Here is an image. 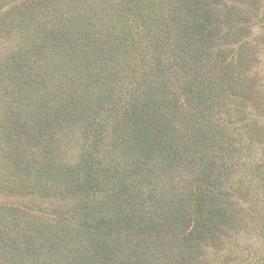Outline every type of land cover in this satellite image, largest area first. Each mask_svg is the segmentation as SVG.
<instances>
[{
	"label": "rangeland",
	"instance_id": "374dc122",
	"mask_svg": "<svg viewBox=\"0 0 264 264\" xmlns=\"http://www.w3.org/2000/svg\"><path fill=\"white\" fill-rule=\"evenodd\" d=\"M254 1L259 11L250 6ZM172 2L171 11L184 17L186 4L200 21L220 27L215 41L224 46L214 44L213 52L227 64L229 81L206 103L193 102L198 96L190 83L189 41L183 35L180 41V26L164 23L167 17L152 19L148 28L141 19L148 14L140 8L145 0H0V264H264V23L254 18L263 15L264 0ZM121 25L128 27L123 37ZM211 25L202 28L206 35ZM152 28L174 41L155 50ZM120 37L127 41L119 44ZM239 44L249 52L240 59ZM168 84L181 104L174 119L183 125V148L198 160L162 176L154 172L161 158L149 161L143 147L137 163L145 170L133 174L130 145L141 142L137 126L153 121L143 113L146 102ZM111 103L119 119L95 139L88 118ZM69 111L82 113L73 122ZM203 120L211 122V137L190 142L198 133L191 126L199 130ZM234 138L237 148L252 145L254 151L249 162L235 164L229 156L235 173L218 191L228 194L225 202L209 191L219 187L200 176L209 164H215L217 179L224 176L220 155L233 148ZM76 169L87 177L98 169L99 191L87 194ZM184 182L201 191L202 201L181 206L172 220L169 207L181 201L167 205L164 196H180ZM140 184L148 200L141 205L137 195V211L154 210L156 224L149 234L144 230L119 242L122 194L130 190L135 196Z\"/></svg>",
	"mask_w": 264,
	"mask_h": 264
},
{
	"label": "trees",
	"instance_id": "16d2710c",
	"mask_svg": "<svg viewBox=\"0 0 264 264\" xmlns=\"http://www.w3.org/2000/svg\"><path fill=\"white\" fill-rule=\"evenodd\" d=\"M145 3L147 4L141 3L142 5L140 8L143 11H147L148 14L144 15V17H142L141 19L147 23L146 26H148V28L152 24V19H157V21H159V19H162L161 16L167 17L165 18V20L162 19L165 21L164 23H171V22L175 23L176 22L177 25L180 26L177 29V31L175 30V33L179 35L178 38L180 39V41L184 43L181 35L187 38L185 42L189 41V43L187 44L185 43L186 47L188 48L187 52L194 55L193 64H192V67H190L192 70V74H193L192 80L190 81V83H191L192 90L196 93L195 95L198 96V98L194 100L193 102H196L197 104L198 103L197 101H200V102L205 101L206 103L210 100H213V97L220 96L221 90L223 89L224 91V89L226 88L225 84L227 83V81H229L227 79V75H229V73L225 71V65L227 64L223 66L222 64L224 63L222 62L224 60H221V57L218 53L213 52L215 51L214 44L220 47L224 46L223 43H218L220 39L217 42L215 41V36L219 34L220 27L211 25L212 24L211 21L207 19L205 23L200 21L195 16L196 10H193V8L186 7L187 6L186 4L184 5L186 14L183 17L177 11L175 10L171 11V7L173 8L172 0H164L163 2H161V0H159V2H156V0H149V1L145 0ZM258 3L259 2L254 1L252 5L250 6L256 9V11H259L261 6ZM175 9L177 10V8ZM251 16H252V13H250V17ZM254 18L257 20V23H260V24L261 22L264 23V13L263 15L255 14ZM250 20H253V19H250ZM217 22L219 23V25L223 23L220 21H217ZM182 25L186 26V28L183 29L181 27ZM209 25H211V28H209L207 35H206L204 31H202V28L207 30L206 27H208ZM124 28L128 29L126 25H121L120 29L118 30L119 35H121L122 37L124 36V33H125ZM242 29L249 31L248 26L247 27L244 26ZM150 31H151V34H153L152 42L155 43V46H154L155 50H157L159 46H162V48L164 49L166 46L170 45L171 41H174L173 39L169 37V35L164 36L168 32L166 33H163L162 31L160 32L157 28H152L150 29ZM156 35L160 37L163 35V38L159 40L156 37ZM122 37L119 38V44L120 43L123 44L124 42L127 41V38L125 37L122 38ZM158 40H159V43H158ZM146 48H147V45H146ZM245 48H246L245 45L241 46L239 44L238 52H237L238 48L235 47L233 49L235 53L237 52L236 53L237 56L239 55V59L242 56L249 53V52H246ZM221 49L222 48H220L218 52H220ZM110 54L113 55V51L110 50ZM105 58H109V61L111 62V59L108 53L105 55ZM132 75L134 77V73ZM217 78L220 81H218ZM79 86L81 87L82 84L79 83ZM177 94L178 92L174 90L173 86L168 84V86L164 85V87L157 88L153 93L155 98L153 99L151 98L147 100L146 109L143 110V113H145V115L153 116V121L147 124H141L140 126H137V128L139 127L140 129L137 131L136 136L137 137L141 136L140 141L144 142L145 144H141V142H138L137 140H135L134 142L132 141V144L130 145L135 150L134 162L132 163V166H131L133 167L131 170L133 174L139 175L138 171L145 170L144 166H138V163H139L138 156L140 155V151H142L141 148L143 147H147L146 157L149 161H155L156 159L161 158L160 165L155 166V170H154V172L157 173L158 175L160 174L162 176L165 175L167 177H172L171 175L173 174V172L174 171L181 172L185 167L184 165H189L190 167L194 166V159L196 157L190 155L191 152L189 153L190 151L189 149H188L189 151H187V149L183 148L184 146L183 142L185 141L184 133L182 132L183 129L179 130L178 128V126L181 127L183 125H181L180 122L178 123L174 119L175 114L176 113L178 114V108L181 106L180 100L178 99L179 96ZM200 95H201V98L202 97L204 98L201 99ZM73 102L76 104V106L79 104V100H73ZM110 105H112V107L108 111L104 113L100 112L99 114H96V115L95 114L90 115L88 118V121L90 123L89 131L91 133H96V136H94L95 139H99L103 137L104 136L103 134H105L107 130L112 129V127L108 128L112 120L119 119V113L116 112L115 105H113V103H111ZM50 110H52L51 107H50ZM81 113L82 112H80V114L70 113V115L72 116L71 118L73 119V122L75 120V116L78 117V115H81ZM37 114H40V113L38 112ZM102 114L103 115L105 114L107 116L103 117ZM210 125H211L210 121L203 120V124L200 126L199 130L194 129V125L191 126L190 130H196L198 131V133L194 134L191 132L193 137L191 138L192 140L190 142H194V139L196 140L201 139V141L203 139L205 141V138L211 137L212 129ZM249 131L255 137L261 138L258 135V131L256 128L252 127V129H250ZM175 132L177 133L175 134ZM232 142H233V148H227L228 150L226 149V151H224V154L220 155L224 160L223 162H220V165L223 168L222 171L224 170V176L221 174V178L217 179V177L214 175L215 164H209L206 167V170H204V172L200 176L201 179L206 184H212V185L216 184V186L219 187V188H214L215 190L209 189V191L214 192V194H217V195H214L216 197H218V195H221V197L224 196L225 198L223 199V201L225 202L229 201L228 194H224V193L218 194V191H222V185L227 184L229 181L227 179L231 178L232 175L235 173V169L233 167L234 164L229 165V156H231V159L233 160V162L237 164L238 161L242 159L246 160L249 157H251L254 151V147L252 145L248 146L247 149H245L243 146H241L240 148H237L234 145L235 138H234V141ZM171 143L178 146V148L173 146ZM155 151H156V155L153 157V160H152L151 155ZM227 157L228 159H226ZM139 159L141 161L143 159V156L141 155ZM196 159L198 160V158ZM246 162H249V161L246 160ZM262 163L263 161L262 162L260 161V163L258 164L256 163L255 167H253L254 168L253 174L255 173L256 176H258L259 174V171L257 170H259ZM229 167H232V168L228 171ZM87 168L89 169L90 167H87ZM204 168L205 167H202L200 169H204ZM76 170L79 173L80 178H83L80 181V183H83L82 184L83 188L87 194H90L91 196V193L93 190L92 188L98 189L99 191L100 189L99 185L101 183V180H100V176H98L100 175V172L98 169L96 170L94 177H87L85 174L84 176H82L81 170H78V169ZM149 171H151V169H149ZM84 177L87 178V180H90V182L87 183ZM263 180H264V177L261 181ZM149 185L153 192L154 186L152 184H149ZM191 185L193 184L187 185V182H184L182 186L183 189L181 190V195L178 197L175 196V199H174V196L171 195L170 193L164 196L166 199L167 205L181 201L176 206L171 207L170 205L169 207V211H170L169 218L170 219L172 220L174 219V217L176 216L175 215L176 210H178L181 206H184V207L191 206L194 202V199H198V198H201V201H202V196L200 194L201 191L199 189L196 190V188H192ZM173 190L174 188H171L170 192H173ZM128 191L129 192H124L122 194L124 197L122 199H124L125 204L124 206H120V208L118 209L119 216L122 222V229H121L122 235L120 234L121 241L119 238V242L123 241L122 237H129L128 239H131L133 236L134 237L137 236V232L142 234V231L144 230H148V234H149L154 229V225L156 224L155 223L156 212H153L154 210L148 209V211L145 210L144 213L139 214L137 211V206L135 205V201L137 200V195L139 196V198H141L140 200L141 205H147L146 200H148V197L144 198L142 195L143 191H146L144 187L140 184V186L136 188L135 196L132 195L130 190ZM183 192H185L184 195H182ZM158 199L160 198L155 197V196H150L149 198V200H158ZM148 204H150V207L153 208L151 203H148ZM196 214L197 213H195L194 216ZM129 217H130L129 220H131V222L128 223L127 218ZM135 217H142V218L135 219ZM132 222L135 224L134 228H132V225H131ZM118 245H121V244L119 243Z\"/></svg>",
	"mask_w": 264,
	"mask_h": 264
}]
</instances>
